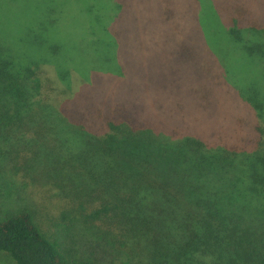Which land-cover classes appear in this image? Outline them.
Listing matches in <instances>:
<instances>
[{"label":"rangeland","instance_id":"rangeland-1","mask_svg":"<svg viewBox=\"0 0 264 264\" xmlns=\"http://www.w3.org/2000/svg\"><path fill=\"white\" fill-rule=\"evenodd\" d=\"M7 1L0 0L4 34L17 27L11 18H30L36 3ZM49 1L40 2L42 15ZM54 3H63L56 14L62 25L52 24L53 30L46 31L44 17H37L34 33L66 39L70 49H77L78 58L72 55L76 68L66 65L65 74L49 57L39 59L40 81L64 90L50 92L49 102L58 101L63 113H72L100 135L109 132L111 122L117 127L128 116L135 129L171 138L193 137L205 147L234 151L235 166L248 175L257 167L256 158L264 155V58L247 47L264 44V31L252 28V24L264 28V0ZM234 25L240 31L237 37L227 33ZM102 40H111L108 50L103 51ZM92 41L100 46L98 51L88 46ZM31 129H24L23 138L17 132L0 131V216L32 210L42 217L43 230L73 255L92 264H112L118 255L110 235L82 225L77 218L73 224L61 218L68 204L66 190L58 189L39 170L44 162L32 153ZM252 159L256 164L249 167ZM250 225L260 236L264 232L259 218L250 220ZM0 264L16 263L0 251Z\"/></svg>","mask_w":264,"mask_h":264},{"label":"trees","instance_id":"trees-1","mask_svg":"<svg viewBox=\"0 0 264 264\" xmlns=\"http://www.w3.org/2000/svg\"><path fill=\"white\" fill-rule=\"evenodd\" d=\"M54 1L42 15L36 0L30 18H11L13 32L0 29V131L23 138L24 129L33 128L31 150L44 162L39 170L66 190L61 218L72 224L77 218L110 235L118 255L112 264H264V232L260 236L250 225L256 217L264 222V155L248 175L235 166L237 153L226 148L135 129L128 116L100 135L63 113L48 95L64 90L36 74L42 57L61 74L68 64L76 68L71 59L78 58L77 49L66 39L34 33L33 21L40 17L46 31L62 25L56 14L63 3ZM227 33L237 37L240 31L234 25ZM110 45L102 40L103 51ZM88 46L94 52L100 47L93 41ZM247 48L264 58V44ZM255 164L252 159L249 167ZM41 218L28 209L0 216V251L16 264H92L44 231Z\"/></svg>","mask_w":264,"mask_h":264}]
</instances>
